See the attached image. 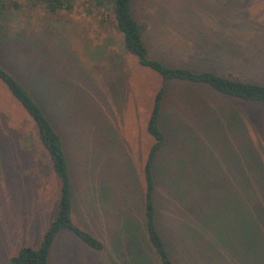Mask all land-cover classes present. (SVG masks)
I'll return each instance as SVG.
<instances>
[{
    "label": "rangeland",
    "instance_id": "1",
    "mask_svg": "<svg viewBox=\"0 0 264 264\" xmlns=\"http://www.w3.org/2000/svg\"><path fill=\"white\" fill-rule=\"evenodd\" d=\"M93 4L51 15L28 0H1L0 63L63 139L72 222L103 239L94 251L62 231L49 264H159L141 208L153 143L146 122L161 86L166 143L155 204L172 260L264 264V104L163 84L124 51L112 12ZM132 10L146 25L150 57L264 85V0H132ZM59 195L34 122L0 81V264L39 245ZM130 210L139 232H105L121 227V212L128 222Z\"/></svg>",
    "mask_w": 264,
    "mask_h": 264
},
{
    "label": "trees",
    "instance_id": "2",
    "mask_svg": "<svg viewBox=\"0 0 264 264\" xmlns=\"http://www.w3.org/2000/svg\"><path fill=\"white\" fill-rule=\"evenodd\" d=\"M28 1L34 5L42 6L51 15L59 12L71 13L78 5V0ZM93 5L112 12L116 29L121 35V45L124 51L135 57L138 65L156 73L161 78L163 84L167 81H176L203 85L228 98L264 104V85L243 80L233 74H227L228 76L219 75L214 73L213 70L194 71L186 67L168 66L159 59L150 57L149 49L143 38L146 25L138 23L134 18L132 0H94ZM2 8L0 0V17ZM0 81L34 122L39 141L48 154L54 175H56L60 182L57 210L39 245L36 248H20L15 255L8 258L7 264H49L53 245L62 231L72 233L89 249L102 251L104 245L99 239L89 232L78 228L72 222L71 182L63 139L55 129L51 119H49L40 106L38 100L31 94V91L27 90V87L12 73H9L1 63ZM164 90V86H161L156 91L153 106L146 122V132L153 139V143L149 148L142 168L144 180V232L146 242L156 254L159 264H175L165 242L167 240H164L163 235L159 231L157 207L155 204L156 181L154 169L158 156L166 143V138L162 133L159 122ZM56 114L58 115L57 112Z\"/></svg>",
    "mask_w": 264,
    "mask_h": 264
},
{
    "label": "crops",
    "instance_id": "3",
    "mask_svg": "<svg viewBox=\"0 0 264 264\" xmlns=\"http://www.w3.org/2000/svg\"><path fill=\"white\" fill-rule=\"evenodd\" d=\"M92 199V195L90 194L89 195V199H87V206H90L92 205V203L90 202V200ZM143 207L141 208V215H143ZM119 212V209L117 208V213ZM132 213H137V211H133V210H130L129 211V216L131 217L128 222L124 220V215H123V212H121L120 215H122V225L121 227L117 230V231H114V229H112L111 231H109L108 229L105 231V232H139L138 230V227H137V224L136 223H133L132 219L133 218H136L135 216H132ZM131 225L133 230H123L122 228H124L125 225ZM92 229V228H91ZM90 230V229H89ZM91 232H95V231H92L90 230ZM97 236V235H96ZM95 237V236H94ZM97 239H99L102 243H103V239H101L99 236L96 237ZM113 238H116V237H113ZM108 244L111 245L110 242H108Z\"/></svg>",
    "mask_w": 264,
    "mask_h": 264
}]
</instances>
